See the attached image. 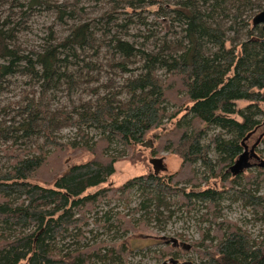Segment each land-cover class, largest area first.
<instances>
[{
    "label": "trees",
    "instance_id": "trees-1",
    "mask_svg": "<svg viewBox=\"0 0 264 264\" xmlns=\"http://www.w3.org/2000/svg\"><path fill=\"white\" fill-rule=\"evenodd\" d=\"M136 1L146 4L155 18L177 22L180 38L171 41L167 35L153 34L149 36L152 49H148L111 34L95 47L96 27L91 21H82L68 26L62 38L48 27L39 48L24 50L14 43L13 32L19 23L10 20L12 8L24 7V3H10L9 14L0 21V94L2 84L10 86L15 75L41 87L39 95L30 90L20 100L0 101V142L7 143L0 154L4 160L0 166V264H126L129 251L123 243L86 241L85 227L90 214L96 215L103 203L128 201L132 188L141 199L130 212L141 211L147 220L168 219L182 209L186 215L200 213L199 238L191 241L190 248L197 264H264V229L255 235L240 225L241 221L246 226L264 223V193L260 192L264 167L236 176L228 171L248 133L252 137L260 131L264 144L262 31L252 25V18L239 23L241 13L254 16L262 7L260 1ZM120 3L131 6L135 0ZM227 3L236 10H226ZM34 5L57 8L59 23L66 17H79L67 9V3L28 0L26 10ZM26 10L21 22L29 16ZM104 16L109 22L110 14ZM219 16L230 23L224 27ZM109 30L103 35H109ZM149 37L144 39L149 41ZM101 46L111 52L108 66L119 75L129 72L126 64L136 58L141 62L140 73L121 76L116 89L112 80L92 87L93 97L72 103L70 109L51 110L45 91L63 77L64 69L71 65L68 57L81 63L82 56H88L86 51H91V58L97 57ZM80 65L87 68L86 73L100 70L93 68L91 60ZM78 69H71L68 87L78 82L79 77L74 76ZM89 80L97 78L93 75ZM164 122L171 125L169 129H162ZM63 127L74 129L71 139L60 137ZM150 133L147 148L153 154H178V168L167 175L150 171L121 185H109L115 163L146 143ZM225 198L235 208H247L250 217H223L220 207ZM133 214L112 216V210H106L100 224L107 230L117 226L123 233L145 227L142 220L130 216ZM111 219L114 225L109 223ZM177 236L188 240L180 233ZM163 244L153 252L157 259L169 255L175 259L182 252L171 243Z\"/></svg>",
    "mask_w": 264,
    "mask_h": 264
},
{
    "label": "rangeland",
    "instance_id": "rangeland-1",
    "mask_svg": "<svg viewBox=\"0 0 264 264\" xmlns=\"http://www.w3.org/2000/svg\"><path fill=\"white\" fill-rule=\"evenodd\" d=\"M259 1L262 7L256 9L253 15L261 10H264V0ZM12 2H15V4L24 3V7L14 6L12 8V16H10L11 22H17L20 26H17L13 32L14 43L21 46L24 50H28L30 48L36 49L37 47L39 48V45L43 43L45 37L50 31L48 27H51L55 37L62 38L65 34H67L68 26L82 21H91L92 25H94L93 27H96V32L94 34L95 47L100 45L99 43L102 41L108 40L111 34H118V36L128 39V41L133 43L136 47H144L148 49H152L150 42L152 38L149 36L153 34H155L156 37L167 35L171 41L173 39L180 38V28L177 26V22H170L168 17L155 18L154 14L146 4H137L136 0L135 4L131 6H128V3H120L121 0H50V3L53 5L67 3V5H69L67 9H72L79 15V17H75L73 20L66 17L64 18L63 23H59L56 20L57 8L52 6L46 7L44 5H34L31 10H26L28 0H0V21H2L9 14L10 3ZM225 8L228 11L236 10L235 6L232 7L230 3H227ZM24 10L28 12L29 16L24 18L21 22ZM136 10L140 11L135 12ZM106 14H110L111 17L107 23V18L104 16ZM240 16L239 23L252 18L248 17L247 12L241 13ZM101 17L103 18L101 19ZM129 20H131L132 23H130ZM218 20L222 25H224V27L230 23L226 18L221 16L218 17ZM142 22H146L145 26L141 25ZM120 24H126V26L121 29L118 27ZM107 28L110 29L109 35L104 36L103 31ZM145 36L150 38L149 41L144 39ZM86 53L88 56H82L84 60L81 63L91 60L92 63H95L93 68L100 70H98V73L96 72V74L93 72L86 73V67H81V63L79 61H75L74 58L71 59L68 57L67 61L71 65H69L67 69H64L65 74H63V77L54 85L51 84L52 88L50 87L47 89V87L45 91L47 98H50L51 110L60 109L62 107L70 109L72 103H79L80 101H86L89 100V98H92L93 94H91L90 91L92 87H98L100 83L112 80L111 82L114 83V87L116 89L122 83L121 76H132L139 74L141 71V62H138V58H136L134 59L136 60L134 63L131 62L126 64V68L129 69V72L127 71L123 75H119L117 69H111L108 66V63L112 58V54L103 46L99 47L97 57L91 58V51H86ZM118 58L119 57L117 56L116 59ZM2 62L3 61L0 59V63ZM74 62H77L78 66H73L75 65ZM73 68L78 69L79 73L74 74V76L79 77V80L77 83H74V85L71 83L70 87H68V75ZM159 73L162 75L163 72L159 71ZM93 75L97 78V80H89ZM5 86V84H2L3 91L0 94V101L3 100V103L20 100L21 95L30 90L39 95L41 89L38 83L31 82L28 78L21 77L19 75H15V77L12 78L10 86ZM102 91L103 89L101 92ZM167 109L171 111L173 110V107L168 105ZM170 126L171 125L169 123L164 122L162 129H169ZM157 132L159 131L156 130L155 133ZM155 133L153 132V134H149L146 144L150 143L152 139L151 134L155 135ZM74 134V129L70 127H63L59 131V135L63 140L71 139ZM90 134L95 136L97 135V132L91 131ZM259 135L260 131L256 132L247 143L250 144L254 142ZM6 144L7 143L0 142V154L1 147ZM114 146L117 150L121 149L120 145ZM258 149V151H263L262 153H264V144L262 142L259 143ZM209 155L215 160L216 155L213 151H210ZM260 156L264 158V155L261 154ZM153 158H160L161 160L162 169L158 170V174L160 175H167L174 172L178 168L181 161V158L176 153L162 151L157 154H153L150 149L139 146L136 149H133L132 154L127 155L115 163V172L110 176L109 185L118 186L132 177L154 171V166L150 162ZM3 161L4 160L0 158V166L3 164ZM156 166H160V164L158 163ZM197 166L200 167L198 164ZM257 167L258 166L253 165L249 168V171L254 173L256 172ZM244 172H247V169ZM260 192L264 193V181L262 182ZM224 196H227V194ZM128 198V201L114 200L109 204L103 203L98 209V213L96 215L90 214L87 226L85 227L87 230L85 232V240L93 242V240L98 239L108 242L113 241L117 244L123 243L129 251V255L126 258V264H170L167 260L170 257L174 258L173 256L169 255L167 257H162L161 259H157L154 256V254H156L159 249L163 247V243L166 240H169L172 237L177 238L179 241L191 243L192 240L199 238L198 227L201 224L197 223V218L200 216V213L193 211L190 215H186L182 209L179 212H174L173 216L168 219L162 218L160 221H155L154 219L147 220L146 215L142 216L141 211L134 214L130 212L132 208L137 207L139 204L141 199L139 191L136 188H132L128 193ZM228 199L229 198H225V201L221 203L220 210L223 217H228L230 219L233 218L234 220L243 219L240 217L244 216L250 217L248 214L249 210H247V208L244 209L241 205H237L235 208L234 205H230V201ZM110 209L112 210V216H114L113 214L117 212L133 214L130 216L134 217V219L139 218L140 221L142 220L145 227L124 233L121 229H118L117 226H113L111 230H107L106 227H102L100 224L104 220L101 215L106 210ZM164 213L166 214L167 212ZM97 218H100V220L96 224ZM109 221V223H114L113 219ZM240 225L253 230L255 235H258L260 230L264 229V223H257L254 225L248 224L246 226V223H242L241 221ZM178 233L186 236L188 240L178 238ZM180 250L182 252H179L177 254L178 258H176L179 260L178 264L184 260H190L191 264L198 263V258L192 249L187 251H183L182 249Z\"/></svg>",
    "mask_w": 264,
    "mask_h": 264
},
{
    "label": "water",
    "instance_id": "water-1",
    "mask_svg": "<svg viewBox=\"0 0 264 264\" xmlns=\"http://www.w3.org/2000/svg\"><path fill=\"white\" fill-rule=\"evenodd\" d=\"M253 26H260L262 31V40L264 41V10H261L257 12L251 19ZM1 64V63H0ZM251 136V133H248L243 140L241 141V144L243 145L242 152L238 155V157L235 159V161L229 166L228 171L232 176L239 175L243 173L246 169H249L252 166L251 159H255L257 161V165L259 167H264V159L258 155L256 148L258 144L260 143L263 134H260L257 139L251 144L250 147H248L245 142L249 139ZM143 147L147 148L150 147V144L143 143ZM152 165L154 166V172L157 173L159 169H162L161 160L160 158H153L150 160ZM65 163L67 165V169L69 170V164L68 159L65 160ZM160 164V166H156L157 164ZM167 243H171L173 247H180L183 251H187L191 248V244L187 243L185 241H179L177 238H170L169 240H166ZM172 264L176 263L175 259H171Z\"/></svg>",
    "mask_w": 264,
    "mask_h": 264
},
{
    "label": "flooded vegetation",
    "instance_id": "flooded-vegetation-1",
    "mask_svg": "<svg viewBox=\"0 0 264 264\" xmlns=\"http://www.w3.org/2000/svg\"><path fill=\"white\" fill-rule=\"evenodd\" d=\"M251 138V137H250ZM249 138V139H250ZM248 139V140H249ZM248 140L246 141V143L245 144H247L248 145V147H250L251 146V144L253 143H250V144H248L247 142H248ZM243 150V149H242ZM256 151H257V153H258V155H260V153H259V151L257 150V148H256ZM242 152V151H241ZM261 157V156H260ZM251 161V163H252V166L253 165H256V166H258L257 165V161L255 160V159H251L250 160ZM191 244V243H190ZM177 248H180V247H177ZM181 249V248H180ZM171 257L170 258H168V260H167V262H169L170 264H172V262H171ZM175 260H176V263L175 264H178V262H179V260H177L176 258H175ZM179 264H191V261L190 260H184V261H182V262H180Z\"/></svg>",
    "mask_w": 264,
    "mask_h": 264
}]
</instances>
